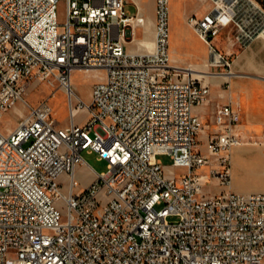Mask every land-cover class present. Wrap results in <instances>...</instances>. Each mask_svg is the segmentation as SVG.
<instances>
[{
    "label": "built area",
    "instance_id": "2783aa9c",
    "mask_svg": "<svg viewBox=\"0 0 264 264\" xmlns=\"http://www.w3.org/2000/svg\"><path fill=\"white\" fill-rule=\"evenodd\" d=\"M59 1L0 0V119L20 115L0 127V264H264V192L230 188L241 109L217 103L204 151L195 107L212 87L171 62L170 0H155L153 51L138 40L147 17L135 22L127 0H66L63 21ZM234 19L232 1L190 16L226 67L213 39ZM78 68L103 71L89 100L72 83ZM34 79L66 92L67 124L56 121L52 94L29 100ZM82 108L89 118L78 122ZM84 150L108 169L78 189ZM206 179L222 188L206 191Z\"/></svg>",
    "mask_w": 264,
    "mask_h": 264
},
{
    "label": "rangeland",
    "instance_id": "374dc122",
    "mask_svg": "<svg viewBox=\"0 0 264 264\" xmlns=\"http://www.w3.org/2000/svg\"><path fill=\"white\" fill-rule=\"evenodd\" d=\"M137 1L140 3L141 10L145 12L147 17L145 22V35L155 37V0ZM229 1L233 2L235 19L232 22V29L230 31L221 27L218 39L225 41L229 39L230 34H234V36L237 35L236 39L250 38V36L256 32V29L264 22V0H170L169 51L171 54V62L174 65L183 67L193 65L215 72L223 71V69L226 68V66L216 63L214 54L210 50V46L195 32V26L190 22V16L195 14L198 17H203L207 13L206 12L204 15H201V13L204 11L210 9L213 6L224 5ZM133 3V0H127V8L131 12H136ZM58 12L59 19L61 21L65 20L66 0L59 1ZM138 36H143L141 28L138 29ZM215 44L219 46L218 41H216ZM100 72L103 71L98 69L80 68L73 71L72 83L76 89V92L84 99L89 100L92 87L99 79ZM226 76H228L227 73H216L209 77H199L205 79L210 83L211 87H213L216 83L221 82ZM49 94H52L51 103L54 106L53 115L56 121L61 125L67 124L69 122L67 94L65 91L60 89V87H58V83L52 79H34L30 83L28 88V98L32 103H36L42 97ZM75 118L78 122H84L89 118V111L86 108H82L78 111ZM19 119L20 115L15 114L13 109H9L4 117L0 119V127L3 129H6L7 127H14L18 123ZM200 141L204 142L203 136L201 137ZM82 154L84 158L89 161V163H91L98 171L108 169L107 160L99 159L96 152H88L84 150ZM158 157L165 166H171L172 157L169 153H159ZM177 172L183 173L185 172V168L177 167ZM84 178H86V176H84ZM60 180L62 182L63 189L65 191L69 190V177L66 172L61 175ZM80 181V184H83V178ZM204 188L206 191L218 192L221 186L216 182V180L206 179L204 180Z\"/></svg>",
    "mask_w": 264,
    "mask_h": 264
},
{
    "label": "crops",
    "instance_id": "0c3cea01",
    "mask_svg": "<svg viewBox=\"0 0 264 264\" xmlns=\"http://www.w3.org/2000/svg\"><path fill=\"white\" fill-rule=\"evenodd\" d=\"M232 22L222 28L230 31ZM195 32L202 38L196 28ZM259 33L255 32L246 39H236L237 35L230 34L225 41L218 39L219 34L214 37V43H219V46L215 44L217 48L231 59L230 66L222 71L229 73L212 87L209 99L195 107L205 125L204 132L200 134V140L202 136L204 138V142L200 141L204 151H207L208 134L216 129L211 114L217 103L231 99L241 109L239 130L243 141L231 150L233 177L230 185L232 190L241 193L264 192V37H260ZM98 172L86 159L79 162L75 168L78 189L89 185ZM82 178L83 184H80Z\"/></svg>",
    "mask_w": 264,
    "mask_h": 264
},
{
    "label": "bare ground",
    "instance_id": "6f19581e",
    "mask_svg": "<svg viewBox=\"0 0 264 264\" xmlns=\"http://www.w3.org/2000/svg\"><path fill=\"white\" fill-rule=\"evenodd\" d=\"M144 17H146L145 16V12H143L141 10V8H138L137 11L135 12V22L143 23L144 22ZM259 35L264 37V31L262 30ZM140 38H142V39H138L139 41L147 42L149 44L151 51L155 50V48H156V40H157L156 36L155 37H150L148 35H145L144 38L143 37H140ZM180 67H183V66H180ZM183 68H185L187 71L188 70L192 71L197 76H204V77L208 76L209 77V76H213L214 74H216L215 71L205 70L203 68H199V67H196V66H193V65H189L188 67H183Z\"/></svg>",
    "mask_w": 264,
    "mask_h": 264
},
{
    "label": "trees",
    "instance_id": "16d2710c",
    "mask_svg": "<svg viewBox=\"0 0 264 264\" xmlns=\"http://www.w3.org/2000/svg\"><path fill=\"white\" fill-rule=\"evenodd\" d=\"M264 27V22L262 25H260L257 29H256V32H259L260 30H262V28Z\"/></svg>",
    "mask_w": 264,
    "mask_h": 264
},
{
    "label": "water",
    "instance_id": "95a60500",
    "mask_svg": "<svg viewBox=\"0 0 264 264\" xmlns=\"http://www.w3.org/2000/svg\"><path fill=\"white\" fill-rule=\"evenodd\" d=\"M262 30L264 31V27L262 28ZM262 30H261V31H262ZM261 31H260V32H261Z\"/></svg>",
    "mask_w": 264,
    "mask_h": 264
}]
</instances>
